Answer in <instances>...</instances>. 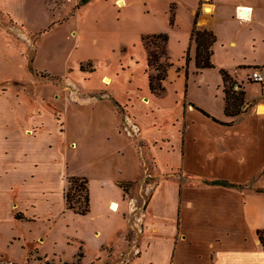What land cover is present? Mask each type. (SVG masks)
Here are the masks:
<instances>
[{
	"label": "rangeland",
	"instance_id": "374dc122",
	"mask_svg": "<svg viewBox=\"0 0 264 264\" xmlns=\"http://www.w3.org/2000/svg\"><path fill=\"white\" fill-rule=\"evenodd\" d=\"M84 1L0 0V122L29 102L27 112L43 119L26 127L23 111V129L7 133L0 149V264H77L81 253L79 264H134L148 250L154 191L166 180L184 179L173 166L163 172L156 158L162 147L173 152L174 144L173 132L154 129L164 112L146 93L144 35L135 39L138 29L154 24L143 17L145 1L125 0L124 7L119 0ZM125 11L130 20L105 33ZM152 14L156 21L165 16ZM180 14L189 20L192 8L183 5ZM72 175L89 179L85 217L63 202ZM115 177L128 191L113 212L105 204L119 191L102 184ZM190 252L185 248L183 257Z\"/></svg>",
	"mask_w": 264,
	"mask_h": 264
},
{
	"label": "crops",
	"instance_id": "0c3cea01",
	"mask_svg": "<svg viewBox=\"0 0 264 264\" xmlns=\"http://www.w3.org/2000/svg\"><path fill=\"white\" fill-rule=\"evenodd\" d=\"M119 1L126 5L125 0ZM144 1L142 9L147 14L143 17L154 24L138 29L135 39L141 42L143 35L168 33V56L173 64L163 94L152 93L149 77L146 80V93L164 112V118L154 129L163 136L173 132V152L162 147L156 158L163 172L173 166L182 171L184 179L166 180L154 191L148 208V250L134 264H264V248L258 236V230H264V112L260 111L264 107V83L251 79L254 69L264 72V3L211 0L212 4L207 6H212L213 12L208 13L201 0ZM93 3L89 0L84 4ZM183 5L192 8L189 20L180 14ZM171 9L175 11L174 25ZM247 9L249 14L241 18V11ZM155 11H163L165 16L156 21L152 14ZM197 13V27L211 30L217 36L212 57L215 68L200 70L196 65L197 43L192 40V32ZM125 14L123 20L106 24L105 33L129 21V12ZM221 70L230 74L236 92H245L239 116L226 115V86ZM256 85L260 86L257 93L253 90ZM32 106L29 102L27 110L32 112ZM27 110L12 108L8 118L0 122L1 151H5L6 134L23 129V111L28 115L26 127L34 126L35 119L43 120ZM22 147L26 150L22 145L18 149L21 152ZM144 150L142 147L143 158ZM148 159L147 152L145 163ZM122 180L104 179L103 190L108 187L111 190V183L113 190L119 191L113 197L108 192L107 210L112 201L119 203L123 199L125 190L118 184ZM141 180L143 175L128 182ZM63 202L66 205L65 195ZM99 232L102 235L97 231V236ZM185 248L191 251V258L183 257Z\"/></svg>",
	"mask_w": 264,
	"mask_h": 264
},
{
	"label": "trees",
	"instance_id": "16d2710c",
	"mask_svg": "<svg viewBox=\"0 0 264 264\" xmlns=\"http://www.w3.org/2000/svg\"><path fill=\"white\" fill-rule=\"evenodd\" d=\"M84 2H87V0ZM203 3H205V0H201V4ZM198 17L199 13L196 15L195 26L192 32V40H195L197 43L196 65L200 70L215 68L212 57L214 54L213 46L217 41V36L211 30L198 28ZM174 24L175 12L171 9V25ZM142 42L148 53L147 74L149 77L150 89L152 93L161 95L165 92L164 82L168 77L170 68L173 66V64L169 61L168 56L169 34L159 33L144 35ZM189 62L190 56L188 53L187 63ZM221 74L226 86V115L230 117L239 116L243 111L242 107L245 103V92L243 90L240 92H236L234 90L232 78L227 71L221 70ZM196 109L210 117V115L202 109L198 107H196ZM213 119L218 122L217 119ZM68 180L69 188L65 193L68 210L80 216H87L91 211L89 179L84 176H70ZM220 184L228 185L229 183L220 182ZM119 185L126 191V188L122 185V183H119ZM72 191L76 192L72 194ZM78 192H81L79 197L77 195ZM80 196H82V199ZM20 216L21 214H17L16 219L23 220L24 217ZM258 236L264 248V230H258ZM83 257L84 256L81 253V255L78 256L77 264H79Z\"/></svg>",
	"mask_w": 264,
	"mask_h": 264
},
{
	"label": "bare ground",
	"instance_id": "6f19581e",
	"mask_svg": "<svg viewBox=\"0 0 264 264\" xmlns=\"http://www.w3.org/2000/svg\"><path fill=\"white\" fill-rule=\"evenodd\" d=\"M119 5L120 6H124V2L123 1H119ZM206 11L208 12V13H212L213 12V7L212 6H207L206 7ZM245 19V18H244ZM107 82L109 83V82H111V80L108 78V77H106V80H105V83L107 84ZM110 84V83H109ZM260 111L261 112H264V107L262 108V109H260ZM119 207H120V205H119V203L117 202V201H112L111 203H110V206H109V209L110 210H112V211H118L119 210Z\"/></svg>",
	"mask_w": 264,
	"mask_h": 264
},
{
	"label": "built area",
	"instance_id": "2783aa9c",
	"mask_svg": "<svg viewBox=\"0 0 264 264\" xmlns=\"http://www.w3.org/2000/svg\"><path fill=\"white\" fill-rule=\"evenodd\" d=\"M247 11L250 12V9H247ZM240 17L243 19L246 18V16H242L241 14ZM251 79L257 83H264V72L261 69H254Z\"/></svg>",
	"mask_w": 264,
	"mask_h": 264
},
{
	"label": "water",
	"instance_id": "95a60500",
	"mask_svg": "<svg viewBox=\"0 0 264 264\" xmlns=\"http://www.w3.org/2000/svg\"><path fill=\"white\" fill-rule=\"evenodd\" d=\"M248 14H249V11H247V10L246 11H241V15L242 16H247Z\"/></svg>",
	"mask_w": 264,
	"mask_h": 264
}]
</instances>
